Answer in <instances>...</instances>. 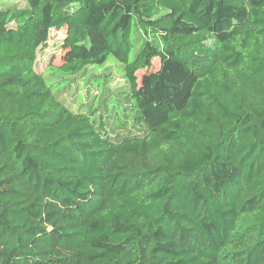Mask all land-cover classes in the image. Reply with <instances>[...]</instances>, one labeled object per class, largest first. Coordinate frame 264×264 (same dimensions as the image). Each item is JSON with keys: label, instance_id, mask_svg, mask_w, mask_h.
<instances>
[{"label": "trees", "instance_id": "obj_1", "mask_svg": "<svg viewBox=\"0 0 264 264\" xmlns=\"http://www.w3.org/2000/svg\"><path fill=\"white\" fill-rule=\"evenodd\" d=\"M24 1L0 8V264H264V0ZM53 30L74 54L39 71Z\"/></svg>", "mask_w": 264, "mask_h": 264}, {"label": "rangeland", "instance_id": "obj_2", "mask_svg": "<svg viewBox=\"0 0 264 264\" xmlns=\"http://www.w3.org/2000/svg\"><path fill=\"white\" fill-rule=\"evenodd\" d=\"M24 0H1L0 2V8L1 7H8V6H14V5H18V4H24ZM64 35V32H57L55 30L52 31L51 33V38L49 40V46L43 50L40 51L38 54V70L42 71L46 68L48 61H50L52 58L54 60V62L56 64H61L63 60L71 57L74 54L73 50L70 49H63L60 47L58 43L59 39ZM160 67V60L158 59H154V65H153V69H158ZM115 70V66L113 64H111L110 66H108L106 69L103 70V72H108V70ZM116 71V70H115ZM147 71L145 69H143V71L139 72V77L142 79L143 75L146 73ZM123 74L121 73V71L117 68L116 71V76L114 78H116V80L112 83V86H127V83L123 81L122 79Z\"/></svg>", "mask_w": 264, "mask_h": 264}]
</instances>
